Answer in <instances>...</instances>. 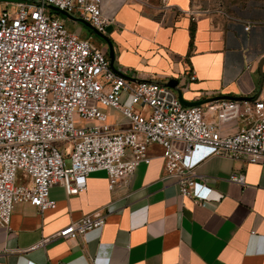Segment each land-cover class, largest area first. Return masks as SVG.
I'll return each mask as SVG.
<instances>
[{"label":"crops","instance_id":"1","mask_svg":"<svg viewBox=\"0 0 264 264\" xmlns=\"http://www.w3.org/2000/svg\"><path fill=\"white\" fill-rule=\"evenodd\" d=\"M194 1L168 0L170 6L162 8L160 0H102L108 22L99 43L108 58L111 44L114 68H124L131 79L175 82L171 88L183 100L200 102L204 119L217 123L210 105L218 99L264 102V10L240 15ZM105 112L113 129L128 127L120 112ZM245 126L238 118L220 130L228 134ZM147 153L149 162H141L127 184L111 185L106 172L97 170L78 194L51 186L53 209L15 202L9 225L0 227V264H264V163L208 156L206 148H197L191 158L195 178L211 188L199 202L180 196L164 175L161 146L151 144ZM233 171L244 174L243 185L228 180ZM28 181L19 171L16 183ZM105 207L110 210L102 229L85 238H51Z\"/></svg>","mask_w":264,"mask_h":264},{"label":"built area","instance_id":"2","mask_svg":"<svg viewBox=\"0 0 264 264\" xmlns=\"http://www.w3.org/2000/svg\"><path fill=\"white\" fill-rule=\"evenodd\" d=\"M101 4L20 0L10 3L12 11H0V227L9 225L15 202H29L41 212L53 209L51 186L78 194L91 172L104 170L111 185L127 184L136 167L149 162L151 144L161 146L164 175L178 185L179 195L199 202L206 201L211 188L195 178L197 164L191 158L197 148H206L208 156L264 163V102L218 99L210 105L217 123L209 122L200 105H183L177 92L162 83L129 78L105 52L45 11L55 6L104 32L108 19ZM160 5L170 6L168 0ZM106 108L120 112L128 127L113 129ZM238 118L245 127L221 132V124ZM19 171L28 183H16ZM228 180L245 183L240 171L231 172ZM109 210L86 213L51 238H85L104 227Z\"/></svg>","mask_w":264,"mask_h":264},{"label":"rangeland","instance_id":"3","mask_svg":"<svg viewBox=\"0 0 264 264\" xmlns=\"http://www.w3.org/2000/svg\"><path fill=\"white\" fill-rule=\"evenodd\" d=\"M20 0H0V11L3 9H9L13 10L14 7L13 5H10V3H15ZM195 5L198 6L201 5L202 7H207V8H224L228 11H232L234 14H247L251 13L252 11H256L254 8H262L264 10V0H195ZM45 11L52 15V16H59L63 18L65 22V26L69 31H74L75 28L73 26H79L82 28V33L80 36L82 38H87L89 42L98 50H103L100 47L99 41L101 38L96 35L91 29L88 27L84 26L78 21H72L70 19H67V17L62 16L59 12L55 11L54 9L50 7H46ZM63 142H57V146H61ZM66 165H69V160H66Z\"/></svg>","mask_w":264,"mask_h":264},{"label":"water","instance_id":"4","mask_svg":"<svg viewBox=\"0 0 264 264\" xmlns=\"http://www.w3.org/2000/svg\"><path fill=\"white\" fill-rule=\"evenodd\" d=\"M49 7L52 8V9H54L55 11L59 12L61 15L67 17L68 19L75 20V21H79V22H81V23H83V24H86V25L89 26L91 29H93V31H94L97 35H99V36H101V37H104L100 32H98L97 30H95V29H94V28H93V27H92L87 21L83 20L82 18H77V17H75V16H72V15L68 14L67 12H65V11H63V10H60V9H58L57 7L52 6V5H50ZM109 58H110V62L112 63V60H113V50H112V47H111V44H110V43H109ZM263 63H264V58H262V60L260 61L259 65L261 66ZM168 86L175 88V82H169V83H168ZM177 93H178V98H179L180 102H181L183 105L190 106V105H198V104H200V102H196V101H192V102H190V101H185V100H183V98H182L181 92H180V91H177ZM225 98H227V99H236V100H243V99H244V98H242V97L232 98V97H230V96H227V97H225Z\"/></svg>","mask_w":264,"mask_h":264}]
</instances>
